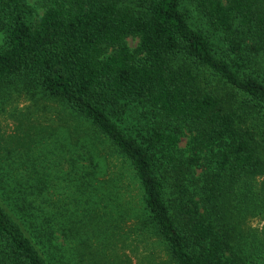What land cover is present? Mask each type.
Segmentation results:
<instances>
[{
    "label": "trees",
    "instance_id": "trees-1",
    "mask_svg": "<svg viewBox=\"0 0 264 264\" xmlns=\"http://www.w3.org/2000/svg\"><path fill=\"white\" fill-rule=\"evenodd\" d=\"M0 34V264H264V0H0Z\"/></svg>",
    "mask_w": 264,
    "mask_h": 264
},
{
    "label": "rangeland",
    "instance_id": "rangeland-1",
    "mask_svg": "<svg viewBox=\"0 0 264 264\" xmlns=\"http://www.w3.org/2000/svg\"><path fill=\"white\" fill-rule=\"evenodd\" d=\"M3 44L2 35L0 34V47ZM127 44L131 50H134L137 48L138 41L136 39H128ZM260 64L262 62L260 61ZM264 65H262L263 67ZM264 75V72L261 73V76ZM260 76V77H261ZM264 77V76H262ZM26 100V101H25ZM30 106L29 100L26 98H23L21 100L17 99L16 103H12L11 105L7 106L5 108V113L3 114L2 111H0V156H6L8 154V150H13L15 145H10V138H17L18 137V131L21 132L22 136V130L21 126H19L18 122L15 118L12 117V115L20 114L21 112L25 111L26 108ZM1 107V105H0ZM187 143V140L184 138L182 139L179 147L185 148ZM16 155L20 154V150L18 148L15 151ZM14 155V154H13ZM64 174V172H62ZM60 174L63 176V174ZM253 226L256 228H263L264 223H260L258 221H255L253 223Z\"/></svg>",
    "mask_w": 264,
    "mask_h": 264
}]
</instances>
